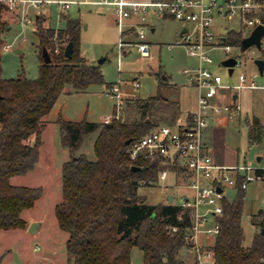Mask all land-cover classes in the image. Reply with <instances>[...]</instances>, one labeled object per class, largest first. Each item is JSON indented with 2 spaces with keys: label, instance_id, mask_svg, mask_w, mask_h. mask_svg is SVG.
<instances>
[{
  "label": "trees",
  "instance_id": "1",
  "mask_svg": "<svg viewBox=\"0 0 264 264\" xmlns=\"http://www.w3.org/2000/svg\"><path fill=\"white\" fill-rule=\"evenodd\" d=\"M8 12L7 5L0 2V229H17L26 227L22 213L34 207L43 193L41 186L14 184L12 178L36 166L44 117L67 86L83 91L94 83H111L106 81L99 64L89 63L82 55V21L68 14L63 15L66 25L60 28L45 26L47 17L42 14L36 18L42 59L37 78L29 77L25 71L3 77V34L9 25ZM262 14L264 17V11ZM132 32L134 28L123 30L122 36ZM245 36V27L231 29L227 40L241 47ZM57 41L61 42L59 51ZM71 41L73 55L67 57L65 48ZM45 47L52 57L50 63L44 59ZM160 79L165 85L163 77ZM180 115V101L158 93L127 98L122 115L109 123L62 116L58 119L63 145L71 153L62 168L63 198L55 208L59 226L69 233L67 264H131L134 246L142 249L146 264H187L182 251L191 224L189 212L171 202L170 194L158 204L146 202L139 188L157 183L165 165L159 157L134 159L130 152L132 142L157 125L179 122ZM96 130V157L91 159L78 151L84 138ZM32 135L34 142L30 141ZM249 136L251 141L264 139L258 117L249 121ZM134 165L142 168L133 169ZM256 171L264 174L262 167ZM241 179L237 197L224 200V213L219 217L222 228L211 247L217 264H264L263 212L256 213L259 229L252 242L244 243L242 217L247 188L242 187ZM172 226H179V230L172 232Z\"/></svg>",
  "mask_w": 264,
  "mask_h": 264
},
{
  "label": "rangeland",
  "instance_id": "2",
  "mask_svg": "<svg viewBox=\"0 0 264 264\" xmlns=\"http://www.w3.org/2000/svg\"><path fill=\"white\" fill-rule=\"evenodd\" d=\"M65 1L71 2L68 9L63 7ZM126 9L132 10V7L128 5ZM26 13L32 19L31 22L23 20V13L20 16L10 12L6 14L9 25L3 34L4 44H11V48H2L3 77H15L25 71L29 77L37 78L42 62L39 39L35 32L37 15L47 17L45 26L60 28L66 25L63 15L68 14L79 17L82 21V55L89 63L100 65L108 83L120 85L124 102L134 96L145 98L162 93L168 98L180 101V121H184L195 109L197 92L183 71L185 68L196 67L199 63L198 57L191 54L182 43L183 29L186 26L192 27L191 23L172 16H161L155 6H148L145 13L136 14L132 11L119 22L116 4L95 0H43L39 6L28 7ZM143 14L147 16L146 23L140 24ZM142 26L150 43L152 58L143 56L139 45L135 43L136 32ZM132 28L135 32L122 36L123 30ZM242 28V23L237 17L217 18L214 24V31L218 34ZM121 41H124L123 45ZM211 52L215 60L212 67L223 76V82L226 84L239 83L241 72L249 76L257 73L255 60L264 58L263 47L252 45L242 50L240 46L234 45L230 54L239 55L240 63L230 74L229 68L221 64L228 53L221 48ZM164 75L167 78H163L165 85L162 86L160 78ZM255 80L258 84H264V74L259 72ZM136 81H139V86L135 85ZM109 86L106 83H94L83 91H74L71 86H67L52 110L44 117L43 142L36 166L29 172L12 178L14 184L41 186L43 193L34 207L23 211L22 215L27 222L25 228L0 229L1 264H67L66 242L69 233L59 226L55 208L63 198L62 168L64 162L71 158V153L63 145L58 119L62 116L65 119L103 122L104 116L116 118L117 98L107 92ZM248 91L250 90H243L241 94L249 97L251 92ZM124 107L125 103L121 107L120 115ZM98 134L99 130H96L86 136L78 153H86L89 158L95 159L94 145ZM34 139L35 135H32L30 141L34 142ZM206 142L218 163L261 167L262 162L257 158L264 155V139L250 140L245 114L242 118L215 119L208 129ZM229 173H232L231 170ZM168 181L173 182L172 175H169ZM183 191L173 185L166 187L162 183L143 184L139 188V193L145 196L149 204L165 201L168 194H176L179 197ZM238 191L236 187H228L226 193L229 200L236 198ZM263 206L264 183L251 182L246 190L242 217L245 245L252 242L255 231L259 229L255 224V220H258L256 213ZM206 208L207 205H202L200 210L204 211ZM35 221L39 222V226L32 232L29 226ZM182 254L186 258L187 251L183 249ZM186 260L190 262L191 258ZM131 264H146L143 251L138 246L132 248Z\"/></svg>",
  "mask_w": 264,
  "mask_h": 264
},
{
  "label": "built area",
  "instance_id": "3",
  "mask_svg": "<svg viewBox=\"0 0 264 264\" xmlns=\"http://www.w3.org/2000/svg\"><path fill=\"white\" fill-rule=\"evenodd\" d=\"M95 1L116 4L119 22L132 11L136 14L145 13L148 6H155L161 16H172L192 24V27H184L186 30L183 29L182 43L191 54L198 57L199 63L196 67L185 68L183 71L196 89V107L184 121L175 124L164 123L151 128L143 137L132 142L130 152L134 159L139 156L161 158L165 168L160 171L157 183H162L166 187L173 185L184 190L179 197L174 194L171 202L181 206L182 211H188L191 219L185 245L186 259L191 258V261H187V264H217L211 247L222 228L219 217L224 213V200L229 199L226 189L238 188L239 178H242L240 182L244 188H248L251 182L264 183V174H259L256 171L257 167L248 164L241 166L220 164L215 161L208 149L205 131L211 120L216 116L239 118L242 106L235 98V92L246 87L260 86L255 80L259 75V69L250 76L241 72L239 83L236 84L224 83L223 76L213 69L215 60L211 54L212 50L221 48L228 53L226 58H239V55L230 54L234 45L227 40L228 32L216 33L214 24L217 18L237 17L242 26L248 30L246 31L248 36L256 26L264 24L262 14L264 0ZM0 2L6 4L9 11L18 16L25 14L23 20L31 22L32 19L26 13L27 8L39 6L43 0H0ZM70 5V1L63 3L64 9H68ZM128 5L132 10L126 9ZM146 19L145 14L141 15L140 24H145ZM136 34L135 43L139 45L141 54L152 58L145 28L142 26ZM123 42L121 41L122 45ZM60 44L61 42L57 41L56 51H59ZM261 45L264 48V34ZM10 48L11 44H3V49ZM135 85L139 86V81H136ZM107 92L117 98L116 118H119L121 107L125 103L121 87L119 84H112ZM112 120L113 116L103 118L105 123ZM169 175L173 176V182L168 181ZM202 205H207L204 211L200 210ZM178 230L179 226L171 227L172 232Z\"/></svg>",
  "mask_w": 264,
  "mask_h": 264
},
{
  "label": "water",
  "instance_id": "4",
  "mask_svg": "<svg viewBox=\"0 0 264 264\" xmlns=\"http://www.w3.org/2000/svg\"><path fill=\"white\" fill-rule=\"evenodd\" d=\"M37 17H38V15H37ZM184 30H186V28ZM263 34H264V24L261 23L258 26H256L248 36H245L243 38L242 44H241V49L246 50L252 45H256L257 47L262 48L261 38H262ZM73 49H74V44L71 41L66 45L65 55L67 57H71L73 55ZM43 55H44V59H45L46 63H50L52 61V57H51V54H50L48 48L45 47L43 49ZM238 63H240V58H238V57H229V58L222 60V62H221L222 65L227 66L229 68L230 74H232L234 67ZM255 63L257 64L260 73L263 74L264 73V58H262V57L257 58L255 60ZM163 78H167V76L164 75ZM131 141H132L131 139H128L129 143ZM257 160L260 162L261 156H258ZM141 168L142 167L138 166V165L133 166V169H141ZM219 190H221V188H219ZM173 198H174V194H170V201H173ZM259 211L263 212V207L260 208ZM38 226H39V222L35 221L29 226V230L34 232L38 229ZM261 231L264 234V225H263Z\"/></svg>",
  "mask_w": 264,
  "mask_h": 264
},
{
  "label": "crops",
  "instance_id": "5",
  "mask_svg": "<svg viewBox=\"0 0 264 264\" xmlns=\"http://www.w3.org/2000/svg\"><path fill=\"white\" fill-rule=\"evenodd\" d=\"M153 30H155V28L153 27ZM259 87H246V88H242L240 90H237L235 92V98L240 102L241 106H242V110H241V115L239 118H242L243 114H245V120L249 125V121L252 120L255 117H258L263 125V129H264V84H259ZM246 91V90H250L248 92H251L249 97H245L244 94H241V91ZM245 97V98H244ZM196 99H197V93H196ZM248 101L246 104L245 102ZM218 117H226V116H216L215 118H213L209 124V126L207 127L206 131H205V140L206 137L208 135V129L211 126V124L215 121V119H217ZM228 118V117H226ZM219 120V119H218ZM217 120V121H218ZM216 123H219L217 122ZM217 162V161H216ZM261 167L264 168V155H261ZM223 164V163H220ZM224 165H234V164H224Z\"/></svg>",
  "mask_w": 264,
  "mask_h": 264
}]
</instances>
